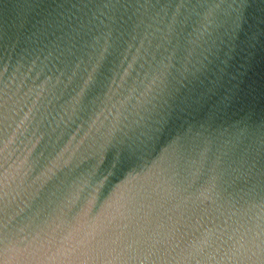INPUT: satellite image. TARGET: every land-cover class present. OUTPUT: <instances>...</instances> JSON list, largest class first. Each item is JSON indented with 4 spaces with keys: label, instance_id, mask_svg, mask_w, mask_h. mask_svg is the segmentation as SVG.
Masks as SVG:
<instances>
[{
    "label": "water",
    "instance_id": "water-1",
    "mask_svg": "<svg viewBox=\"0 0 264 264\" xmlns=\"http://www.w3.org/2000/svg\"><path fill=\"white\" fill-rule=\"evenodd\" d=\"M0 264H264V0H0Z\"/></svg>",
    "mask_w": 264,
    "mask_h": 264
}]
</instances>
